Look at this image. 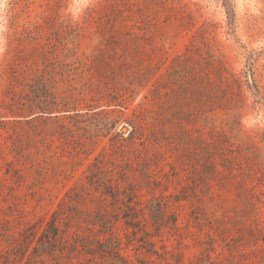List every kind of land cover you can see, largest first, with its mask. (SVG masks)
<instances>
[{
  "label": "rangeland",
  "instance_id": "374dc122",
  "mask_svg": "<svg viewBox=\"0 0 264 264\" xmlns=\"http://www.w3.org/2000/svg\"><path fill=\"white\" fill-rule=\"evenodd\" d=\"M75 186L127 264H264V0H0V254Z\"/></svg>",
  "mask_w": 264,
  "mask_h": 264
},
{
  "label": "trees",
  "instance_id": "16d2710c",
  "mask_svg": "<svg viewBox=\"0 0 264 264\" xmlns=\"http://www.w3.org/2000/svg\"><path fill=\"white\" fill-rule=\"evenodd\" d=\"M96 169L97 167L91 170V174L87 176L88 182L91 184L95 182L93 175L96 173ZM99 186L104 188L103 195L107 196L106 199L122 202L125 207L121 213L124 223L136 229L140 228L139 225L143 220L140 217V209L136 207L137 202L133 201L135 194L133 192L131 195L123 193L118 182L106 185L99 183ZM84 191L85 188L76 186L70 189L46 222L45 227L40 232L34 226L24 229L18 238H14L10 248L0 254V264H20L21 262L22 264H46L47 259H54L56 256H65L69 259V264H77L71 260L77 256V253H82L87 257L85 264H127L126 258L120 253V239L114 231H111L113 222L110 218L111 215L103 207L104 203L96 205L95 222L92 224H98L100 229L97 230L95 236L89 237L75 232L68 235V225L65 224L64 228L60 225L67 214L65 212L67 207L76 201L75 198H83ZM121 193L124 195L121 196ZM149 209L151 218L155 214H164V207ZM107 232V236H98L99 233Z\"/></svg>",
  "mask_w": 264,
  "mask_h": 264
}]
</instances>
